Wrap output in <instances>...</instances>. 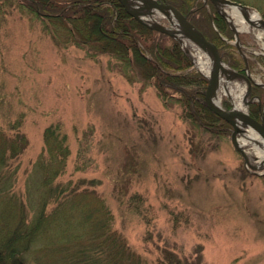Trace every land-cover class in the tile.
Returning a JSON list of instances; mask_svg holds the SVG:
<instances>
[{
	"label": "rangeland",
	"instance_id": "374dc122",
	"mask_svg": "<svg viewBox=\"0 0 264 264\" xmlns=\"http://www.w3.org/2000/svg\"><path fill=\"white\" fill-rule=\"evenodd\" d=\"M200 1L219 13L210 0ZM237 1L264 17V0ZM225 20L226 31L210 23L238 67L225 62L239 71L248 65L251 78L264 83V33L261 39L254 30L241 31L239 47ZM44 25L30 8L0 0V127L19 118L28 138L9 171L10 199L28 201L45 128L60 123L70 154L54 183L97 179L93 187L113 229L144 264H158L164 247L190 259L201 253L203 264H264V168L246 163L232 141L233 127L206 131L184 119L179 104L165 105L153 85L128 80L114 58L92 56L68 42L65 29L54 35ZM193 68L207 77L195 62ZM221 104L232 107L228 95ZM134 193L142 197V213L130 201ZM27 209L29 217L37 212ZM5 210L0 226L9 228L16 223L5 225ZM62 224L32 242L28 264H63Z\"/></svg>",
	"mask_w": 264,
	"mask_h": 264
},
{
	"label": "trees",
	"instance_id": "16d2710c",
	"mask_svg": "<svg viewBox=\"0 0 264 264\" xmlns=\"http://www.w3.org/2000/svg\"><path fill=\"white\" fill-rule=\"evenodd\" d=\"M6 1L30 8L54 35L63 33L65 29L67 41L84 47L90 55L114 58L128 80L153 85L165 105L179 104L184 119L210 133L224 132L232 127L207 106L205 90L208 78L193 68V61L180 41L136 19L120 0ZM166 1L189 13V19L208 39L218 44L225 60L230 59L221 43L223 46L229 44L210 24L214 20L220 31H226L227 22L219 11L217 15L211 14L200 0ZM229 62L238 67L236 62ZM252 91L261 97V106L255 102L257 107L251 114L260 118L264 111V87L253 84ZM20 124L18 118L10 122L7 129L0 127V210L6 209L2 217L7 222L5 225L10 221L16 223L9 228L0 226V264H28L27 254L32 242L57 225L59 220L63 223V255L60 257L63 264H144L143 257L127 244L121 233L113 229L112 214L93 187L97 179L80 178L65 184L54 183L66 171L70 154L68 136L60 123H52L45 128V147L33 169L38 178L32 188H28V201L24 202L20 197L10 199V196H15L10 191L12 161L28 145ZM53 201L56 204L48 209ZM130 201L142 213L138 204V201L142 203L140 194H132ZM27 206L37 210L34 216L29 217ZM157 263L203 264V257L199 253L190 259L164 247Z\"/></svg>",
	"mask_w": 264,
	"mask_h": 264
},
{
	"label": "water",
	"instance_id": "95a60500",
	"mask_svg": "<svg viewBox=\"0 0 264 264\" xmlns=\"http://www.w3.org/2000/svg\"><path fill=\"white\" fill-rule=\"evenodd\" d=\"M207 1L208 0H205V2ZM210 1L216 6L217 10L226 19H228L230 26L234 30L237 45L241 47V30L236 29L231 20L222 10V7L231 6L235 8H241L245 12H247V10H252L253 8L237 0ZM120 2L122 3L126 11L139 21L145 23L146 25L152 28L167 32L176 39H178L181 42L183 49L189 55L193 62H195V59L191 53L190 48L183 44L182 36L189 37L201 48L207 49L212 53L214 58V68L210 75L206 74V76L208 77V84L205 90L206 104L214 113H216L232 125V141L235 147L244 156L246 163L251 167H262L261 165H254L249 161L245 149L242 148L237 142V134L241 131V126H239L238 124V121H241L244 124L250 125L264 139V113L261 115V118L258 119L257 117L253 116L248 110L251 101L255 99L260 100L258 96L251 97L253 82L260 85H264V83L254 81L251 78V74L248 70V65L246 72H241L233 68L234 75L240 79L245 80V82L247 83V91L250 96V100H247V110L238 109L233 105V103L232 107L230 108H225L222 106V104L218 105L217 103H215L213 96L217 88V84L219 83L221 71L223 69V64L225 63V60L223 59V56L216 42L208 39L207 36L189 19V13H183L175 5L167 2L166 0H120ZM156 14H160L162 17L166 18V20L169 22V25L162 23L159 20L152 19V17ZM147 17H149V19H147ZM259 26L264 28V17L262 16L259 20Z\"/></svg>",
	"mask_w": 264,
	"mask_h": 264
},
{
	"label": "bare ground",
	"instance_id": "6f19581e",
	"mask_svg": "<svg viewBox=\"0 0 264 264\" xmlns=\"http://www.w3.org/2000/svg\"><path fill=\"white\" fill-rule=\"evenodd\" d=\"M222 10L231 20L236 29L241 31L254 30L257 37L262 39L264 28L259 26L261 14L258 10L252 9L245 12L241 8L231 6L222 7ZM159 16L161 17L160 14H156L152 19L158 20ZM147 19H149V17H147ZM259 29L261 31H259ZM182 38L183 44L190 48L197 67L207 75H210L214 68V58L212 53L207 49L201 48L189 37L182 36ZM246 84L245 80L234 75V69L225 62L223 64L219 83L217 84L213 96L215 103L218 105L221 104L224 95H228L236 108L247 110V100H250V96ZM238 124L241 126V131L237 134L238 144L245 149L251 163L255 162V157L258 156L259 162L254 164L261 165V168H264V139L250 125L244 124L241 121H238Z\"/></svg>",
	"mask_w": 264,
	"mask_h": 264
}]
</instances>
